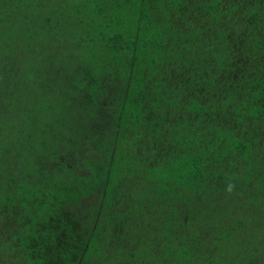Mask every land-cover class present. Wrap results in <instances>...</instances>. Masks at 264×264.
Instances as JSON below:
<instances>
[{"label": "trees", "instance_id": "trees-1", "mask_svg": "<svg viewBox=\"0 0 264 264\" xmlns=\"http://www.w3.org/2000/svg\"><path fill=\"white\" fill-rule=\"evenodd\" d=\"M0 264H264V0H0Z\"/></svg>", "mask_w": 264, "mask_h": 264}]
</instances>
